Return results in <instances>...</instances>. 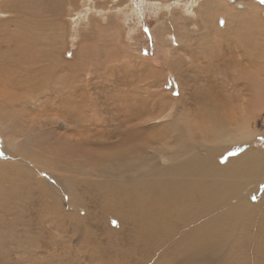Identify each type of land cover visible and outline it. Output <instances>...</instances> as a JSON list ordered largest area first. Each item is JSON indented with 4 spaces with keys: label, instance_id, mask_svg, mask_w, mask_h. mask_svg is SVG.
<instances>
[{
    "label": "rangeland",
    "instance_id": "374dc122",
    "mask_svg": "<svg viewBox=\"0 0 264 264\" xmlns=\"http://www.w3.org/2000/svg\"><path fill=\"white\" fill-rule=\"evenodd\" d=\"M26 1H0V68L17 97L5 105L0 96V264H264V177L248 178L243 245L198 257L188 250L203 228H151L142 201L115 203L104 185L119 171L133 174L107 163L135 133L133 143L149 139L145 152L158 151L153 172L184 168L195 152L227 165L244 158L245 144L250 166L259 163L264 67L248 61L264 59V2ZM23 71L37 77L23 85ZM220 83L226 91L216 94ZM243 93L251 95L245 106Z\"/></svg>",
    "mask_w": 264,
    "mask_h": 264
},
{
    "label": "bare ground",
    "instance_id": "6f19581e",
    "mask_svg": "<svg viewBox=\"0 0 264 264\" xmlns=\"http://www.w3.org/2000/svg\"><path fill=\"white\" fill-rule=\"evenodd\" d=\"M16 1H17V4L20 5L19 0H16ZM28 2L29 0L25 2V6L28 4ZM22 9L25 10L24 8ZM20 40L21 42L28 41L26 37L20 38ZM20 43H18V46L21 45ZM263 57L264 55H261V54L258 56V58H263ZM262 61H264V59H262L261 61L249 59L248 63L250 64V67L255 66V68L256 67L259 68V67H264V63ZM19 63H23V60L21 59ZM6 70H7L6 64L2 65L0 68V96H2L3 99H5V105H8L9 103H12L10 99L14 100L17 97L14 98L12 97L11 92L8 93L9 89H12L13 86H11L10 85L11 83L9 84V80L5 79L6 77L4 78V75H2L4 71ZM35 74L36 72L33 73L29 71H23L21 74L19 83L22 82L23 85L27 84L30 78L36 76ZM214 79L215 78L211 76L207 80V83ZM219 85L220 87L217 90V93L215 92L216 94H219L221 91H226L227 85H225L224 83H220ZM258 86H259V83H258ZM211 87L217 88L218 85L211 86ZM4 89H7V90H4ZM250 96L251 95L243 93L242 97H240L244 106L246 102L249 101ZM219 121L221 122V120H218V122ZM206 123H209V122H206ZM205 125L212 126L213 123L211 122ZM208 132L210 131L204 132L206 134L205 136L210 135L208 134ZM139 137L140 135L135 133L131 136L124 138L125 143H124V146L122 147H124L125 149L123 150L119 149L120 151L116 153L118 151L117 150L115 152L116 155H113L115 156V158L112 160L110 159L108 160V163H107L108 166H111L114 164L116 169H120V168H124L126 165L127 167H130L133 174L128 175L126 173L128 172L127 170L126 171L122 170V171L115 173L114 175H116L117 177L116 181L115 180H112L109 182L105 181L106 183L104 185H106V187H109L110 185V187L117 188V189L113 190L112 188H109L106 195L109 198L114 197L115 203L122 204V201L124 199H132L134 206L135 205L138 206V201H142L143 204L139 203L140 213H143L147 209L146 215L145 216L143 215L145 217L143 220V223L144 222L147 223L145 219L147 218L148 220L150 218L151 223H152L151 228H176L179 225L182 226V224L185 226L187 225V227L189 228H203L202 234L200 233L201 236L199 237V240L193 243L192 245H190L189 247L188 253L190 257L192 256L198 257L202 253H207V252H209V254L212 256L213 253L221 252L224 248V245L225 246L228 245V247H231L232 251L234 250L236 251L238 247H241L244 243L245 238L247 237V234H249L250 228L248 229V226L251 225L250 220H249L251 214L248 212L249 206L251 205H246V201L249 204L248 196H247V194L249 193L248 189L251 190L254 182L259 181L260 179L264 177L263 176L264 157L262 158L258 157L259 163L256 166L251 167L250 166V159H251L250 157L252 156L251 150L247 149L248 144H245L241 146L240 148V150L248 151V153L246 152V154L244 155V158L243 159L241 157L232 158L229 160V162H226L227 165L226 164L222 166L218 165V163L216 162V158H218L217 157L218 154H216L217 156L215 155L216 156L215 158L214 156L209 154L211 153L209 152L206 157L200 158L201 156L197 157L199 156L198 155L199 152H197L198 154L195 152L193 153V157H196L197 160H195L194 158L192 160H189L184 168H178L177 164L174 163L169 168H165L162 171L157 170L153 172V170H155L153 168L154 166L153 161L157 160L155 158L156 157L155 153L157 149L155 150V153L152 150L153 153L148 154L147 152H145L146 148L149 146L151 148V145H153V141L149 139H143L144 142L139 143L136 141L133 143V141L136 138L138 139ZM185 140L186 139L184 138L181 139V143L188 144L189 142ZM228 147L229 149H232V146L229 145ZM225 149H228V148L221 147V146L219 148H216L218 153ZM235 151L236 150H234V152ZM234 152L232 153V155L234 154ZM174 156L176 155L174 154ZM103 157L106 158V156L104 155ZM108 158L109 157H107V159ZM114 161H117V162L114 163ZM252 163H254L253 158H252ZM123 171H125V173H122ZM99 173H102V172H99ZM251 173L253 174L254 182H252V178L248 180ZM159 175H161L162 177L164 176V177L163 178L160 177L161 178L160 179ZM107 176L109 177V175H105L106 178H108ZM169 176H170L169 178L170 180H168ZM180 178H183V179L180 180ZM197 178H202L206 182L197 180ZM122 182H132V183H130L131 184V186L129 185L130 187L127 188L125 186L126 188L125 187L123 188L121 186ZM207 182H210V183H207ZM156 198H160L162 200L158 201ZM147 199L149 200L147 201V205H145L144 203H145V200ZM232 202L233 204H231ZM178 206H182V207H178ZM221 206H224V208H226L224 210L225 214L223 215L219 214V216H217L214 213L210 214L211 210L213 212H217ZM151 207H155V208H151ZM242 207H243V210L245 211H243V213L241 214ZM214 215H216V217H212ZM240 215L243 216V219L238 218ZM171 216L174 217V220H171V222L169 221L168 223L167 219L170 220ZM219 228H232V231L229 232V230H227L223 234L218 235ZM260 237H264V235L261 234ZM250 241L251 240H249V245L251 246L253 242H250ZM259 249H262V248H259ZM262 251L264 252V248L261 250V252Z\"/></svg>",
    "mask_w": 264,
    "mask_h": 264
},
{
    "label": "snow or ice",
    "instance_id": "6c2138e0",
    "mask_svg": "<svg viewBox=\"0 0 264 264\" xmlns=\"http://www.w3.org/2000/svg\"><path fill=\"white\" fill-rule=\"evenodd\" d=\"M262 2H264V0H262Z\"/></svg>",
    "mask_w": 264,
    "mask_h": 264
}]
</instances>
